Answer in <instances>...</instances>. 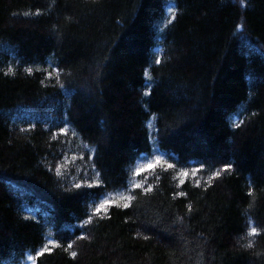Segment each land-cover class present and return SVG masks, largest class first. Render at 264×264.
<instances>
[{"label":"trees","instance_id":"trees-1","mask_svg":"<svg viewBox=\"0 0 264 264\" xmlns=\"http://www.w3.org/2000/svg\"><path fill=\"white\" fill-rule=\"evenodd\" d=\"M0 264H264V0H0Z\"/></svg>","mask_w":264,"mask_h":264},{"label":"snow or ice","instance_id":"snow-or-ice-1","mask_svg":"<svg viewBox=\"0 0 264 264\" xmlns=\"http://www.w3.org/2000/svg\"><path fill=\"white\" fill-rule=\"evenodd\" d=\"M156 63H160V60L157 59V60H156ZM10 70H11V69H10ZM27 71H28L29 73H31V72H32V69H31V68H28ZM57 72H59V69H57ZM49 76H51V73H49ZM145 76L148 77L149 79H151V77L149 76L148 72H145ZM238 126H239V125H237V127H238ZM61 131H62V132H66L67 129H66V128H63V129H61ZM161 159H162V158H161L160 156H156L155 159H154V162H150V163L147 165V168H148V169H152L153 167L159 165V164L161 163ZM165 163H167V162H165ZM173 167H174V165H172V164H167V168H173ZM231 167H232V165H231L230 163H229V164H225V165H224V170L227 171V170H228L229 168H231ZM144 170H145V169L138 168V169H136V173H135V174H136V175H139V174H140L142 171H144ZM197 171H199V170H198V169L193 170V174H195V172H197ZM188 174H189L188 171H187V170H184V169H181V171L178 173V175H180L181 177H187ZM220 174H221L220 171L217 170L216 172H214V173L209 177V181H211L214 177H218V176H220ZM99 183H100L99 181L96 182L97 186L99 185ZM180 183L183 184V183H184V180L181 179ZM197 183H199V181H197ZM87 186H88V187H93L92 184H88ZM75 187H76V188H80L81 185H80V184H76ZM133 187H134V188H143V190H144L145 192H148V191L151 190V189H150V186H149V187H144L143 184H141V183H135V184H133ZM90 195H95V193H92V194H90ZM177 195L185 196L186 193H184V192H179V193H177ZM133 199H134V197H133L132 195H122V196L120 197V200L124 201V203H123V204H119L118 201L110 200V199H108V198L106 197V198H104L103 200H101V202H100L99 204L96 205V207H95V209H94V212H95L96 214H100L101 211L103 210L104 213H107L109 206H110L111 204H114V203H115V204H118V206H121V207H123V208H128V207L130 206V202H131ZM189 210H191V205H189ZM91 220H92V217L89 216V217H88V220L85 221V223H89V222H91ZM256 234H258V229H257L256 227H252V228L250 229L249 235H256ZM145 238H147V237H145ZM77 239H83V236L77 237ZM49 243H53V244H55L57 247L60 246L57 242H54V241H49ZM248 246H251V245H248ZM72 247H73V244H72V243H68L67 248L65 249V251H67L68 249H71ZM51 251H52V249L49 248L48 245L46 244V245H45L40 251L37 252V256H42L45 252H51ZM70 255H71L73 258H75V257L77 256V252L72 251V252L70 253ZM29 259H34V258L31 257V256H29Z\"/></svg>","mask_w":264,"mask_h":264}]
</instances>
